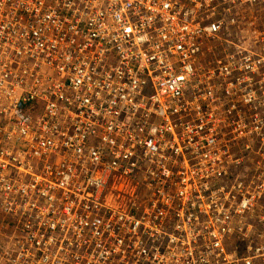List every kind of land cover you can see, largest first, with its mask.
<instances>
[{
  "label": "built area",
  "instance_id": "1",
  "mask_svg": "<svg viewBox=\"0 0 264 264\" xmlns=\"http://www.w3.org/2000/svg\"><path fill=\"white\" fill-rule=\"evenodd\" d=\"M262 5L0 0V264H264Z\"/></svg>",
  "mask_w": 264,
  "mask_h": 264
},
{
  "label": "rangeland",
  "instance_id": "2",
  "mask_svg": "<svg viewBox=\"0 0 264 264\" xmlns=\"http://www.w3.org/2000/svg\"><path fill=\"white\" fill-rule=\"evenodd\" d=\"M237 26L239 25L240 28L242 29L244 34H247L246 30H248L249 34H251L250 38L253 36V34H258L259 32L264 30V6L262 5L261 7L258 8L257 12H255V14H253L252 16H247V13L245 11L242 12V14H240V16L237 18V22H236ZM237 26H235L234 28H238ZM255 31V32H254ZM247 35H241L238 36L236 38H240L242 41H244ZM207 45L210 46H216L218 45V41H207L206 42ZM219 50H221L218 47ZM215 55L219 56L222 52L215 50ZM211 60V59H210Z\"/></svg>",
  "mask_w": 264,
  "mask_h": 264
},
{
  "label": "bare ground",
  "instance_id": "3",
  "mask_svg": "<svg viewBox=\"0 0 264 264\" xmlns=\"http://www.w3.org/2000/svg\"><path fill=\"white\" fill-rule=\"evenodd\" d=\"M10 135L14 137L13 134H10ZM13 142H16L15 138H10L9 140H4L2 137L0 138V146L9 145L10 146L9 148H11Z\"/></svg>",
  "mask_w": 264,
  "mask_h": 264
}]
</instances>
